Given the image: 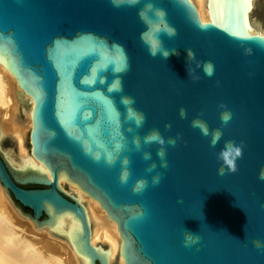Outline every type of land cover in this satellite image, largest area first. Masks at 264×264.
Listing matches in <instances>:
<instances>
[{
  "label": "water",
  "instance_id": "1",
  "mask_svg": "<svg viewBox=\"0 0 264 264\" xmlns=\"http://www.w3.org/2000/svg\"><path fill=\"white\" fill-rule=\"evenodd\" d=\"M251 4L209 0L212 21L203 22L190 0H0V60L34 99L33 154L50 171H17L0 151V185L18 215L66 241L79 264H107L90 242L84 206L59 185L65 178L116 221L124 264H264L254 243L264 242V36L248 34ZM150 47L178 55L153 57ZM208 61L211 77L202 68ZM222 111L232 114L226 126ZM196 119L209 135L193 127ZM217 129L223 136L212 147ZM153 130L166 140L179 134L167 145V168L161 146L144 142ZM228 140L244 141V156L238 172L221 176L217 154ZM125 167L131 175L122 183ZM139 179L148 186L137 193ZM188 231L200 237L190 247Z\"/></svg>",
  "mask_w": 264,
  "mask_h": 264
},
{
  "label": "bare ground",
  "instance_id": "2",
  "mask_svg": "<svg viewBox=\"0 0 264 264\" xmlns=\"http://www.w3.org/2000/svg\"><path fill=\"white\" fill-rule=\"evenodd\" d=\"M203 22L212 21L209 0H190ZM255 1L247 12L248 34L264 36V22L253 17ZM34 99L20 85L15 74L0 60V151L17 171L50 175L49 169L33 154L30 132L33 127ZM63 190L85 208L91 244L108 256L107 264H124L123 240L117 223L83 189L65 178ZM0 264H79L70 245L48 232L38 230L31 220L22 218L4 196L0 185Z\"/></svg>",
  "mask_w": 264,
  "mask_h": 264
},
{
  "label": "clouds",
  "instance_id": "3",
  "mask_svg": "<svg viewBox=\"0 0 264 264\" xmlns=\"http://www.w3.org/2000/svg\"><path fill=\"white\" fill-rule=\"evenodd\" d=\"M121 2V0H113V3L116 5H119V3ZM129 3L135 4L138 3L139 0H128ZM147 9H152L153 5L151 3L146 5ZM141 18L143 19L145 17V13L142 11L140 13ZM158 15L163 16L164 12L163 10H158ZM167 33L168 35L171 36H175L176 35V30L174 28H168L167 29ZM249 52L251 51L250 49L248 50ZM149 54L153 57H156L157 55H161L165 60H167L169 58L170 55L172 54H177V49H173L171 51L167 50V49H162L160 47H150L149 48ZM196 58V54L193 50L191 49H187V60H195ZM197 67H201V63L198 62L197 63ZM202 68H203V72L205 75L211 77L214 74V65L212 64L211 61L208 62H203L202 63ZM189 77L193 80V81H197L200 79L199 75L196 74L195 69L188 67L187 68ZM126 104H131L133 103V101L129 98H126L124 101ZM219 107L221 109H226V105L221 103L219 105ZM180 115L182 118L186 117L187 113L185 109H181L180 110ZM220 119L222 122V125L226 126L230 120L232 119V114L230 111H222L221 115H220ZM144 121V117L143 115H137L136 116V124L137 126H141L143 124ZM193 127L199 128L202 132V134L204 135H209V130L207 128V125L199 120L196 119L192 122ZM171 124L166 125V130H170L171 129ZM223 133L220 129L215 130V132L211 133V146L215 147L220 139L222 138ZM179 134L177 136V138H173V139H168L166 140L165 137L163 135H161V133L158 130H153L151 131L147 136L144 137V142L146 144H153V143H157L159 144L161 147L159 148L158 152H157V156L160 158L161 160V167L163 168H167L168 167V162L165 159L166 157V153H167V145L171 144V145H175L177 142V139H179ZM135 143L137 145V148L140 147V138L136 137L135 139ZM118 148H120L121 146L118 145ZM244 147H245V142L241 141L240 143H236L234 140H228L224 143L223 147L219 150L218 154H217V159L221 162V166L218 170V174L223 176L225 175V170H227L228 173H236L239 170V166L237 161L239 159H242L244 156ZM144 159L145 160H150L151 159V154L150 153H145L144 154ZM107 163L109 164H113L115 163V158L113 156H109ZM124 165H128L129 164V160L128 158H125L123 161ZM157 165L155 163H152L150 165V167L147 169L148 172H152L154 169H156ZM131 173L129 171L128 168H124V170L121 173L120 176V180L122 183H127V181L129 180ZM260 180H264V169H262L259 173V177ZM161 181V174L157 173L153 179H152V183L154 185L159 184ZM148 186V181L147 179H139L136 181V184L133 188L134 192H141L144 189H146V187ZM200 240L199 235H197L196 233H192L190 231H188V235H186L185 237V246L186 247H190L194 244H197ZM255 246L259 249V248H264V242H261L259 240L255 241Z\"/></svg>",
  "mask_w": 264,
  "mask_h": 264
},
{
  "label": "rangeland",
  "instance_id": "4",
  "mask_svg": "<svg viewBox=\"0 0 264 264\" xmlns=\"http://www.w3.org/2000/svg\"><path fill=\"white\" fill-rule=\"evenodd\" d=\"M254 18H261L264 22V0H256L252 11Z\"/></svg>",
  "mask_w": 264,
  "mask_h": 264
},
{
  "label": "flooded vegetation",
  "instance_id": "5",
  "mask_svg": "<svg viewBox=\"0 0 264 264\" xmlns=\"http://www.w3.org/2000/svg\"><path fill=\"white\" fill-rule=\"evenodd\" d=\"M42 186L36 185V184H28L26 185V188H41Z\"/></svg>",
  "mask_w": 264,
  "mask_h": 264
}]
</instances>
